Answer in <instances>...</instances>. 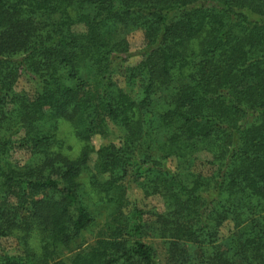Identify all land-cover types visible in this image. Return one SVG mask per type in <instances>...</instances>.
I'll use <instances>...</instances> for the list:
<instances>
[{"label": "trees", "instance_id": "1", "mask_svg": "<svg viewBox=\"0 0 264 264\" xmlns=\"http://www.w3.org/2000/svg\"><path fill=\"white\" fill-rule=\"evenodd\" d=\"M0 264H264V0H0Z\"/></svg>", "mask_w": 264, "mask_h": 264}, {"label": "rangeland", "instance_id": "2", "mask_svg": "<svg viewBox=\"0 0 264 264\" xmlns=\"http://www.w3.org/2000/svg\"><path fill=\"white\" fill-rule=\"evenodd\" d=\"M129 42H130V51L132 53V56H131V58L127 64L128 65H135L141 60L140 57L137 56V53L144 46V40H143L142 33L136 32V33L132 34L129 37ZM119 79H121V78H119ZM122 85H123V83H122ZM17 89L30 92L33 89V85L29 81H27L26 78H24V79H21L20 82L18 83ZM62 132H63L62 133L63 135H65V133H69L68 126H64L62 129ZM93 143L96 147H99L103 144L108 143V141H105V140L101 139L100 137H96L94 139ZM71 144L76 146V143L73 140L71 141ZM76 148H78V146H76ZM20 156H22L20 153L15 154V158H17V159L20 158ZM93 160H95V156H93ZM93 164H92V166H93ZM83 183H85L84 179H83ZM127 187H128L127 188V190H128V195H127L128 207H127V209L128 210L132 209V208H138V209H142L144 211H152V210L160 211L163 209V202L161 201L160 198H158V197H150V198L144 197L143 193L132 182H128ZM103 218L100 217L97 220L98 224H99V222L102 223ZM230 230H231V225H229V224L225 225V227L222 229V235L226 236ZM1 247H2V249L6 250L10 254L15 253L16 248H17L15 241L11 240V239L2 240L1 241Z\"/></svg>", "mask_w": 264, "mask_h": 264}]
</instances>
